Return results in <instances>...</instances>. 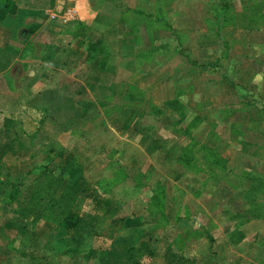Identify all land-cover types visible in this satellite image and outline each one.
Wrapping results in <instances>:
<instances>
[{"label":"rangeland","instance_id":"rangeland-1","mask_svg":"<svg viewBox=\"0 0 264 264\" xmlns=\"http://www.w3.org/2000/svg\"><path fill=\"white\" fill-rule=\"evenodd\" d=\"M123 1L135 6L138 2L142 4L144 0ZM223 1L227 2L230 11L236 10L239 15L229 14V24L214 27L216 31L211 33L207 30L205 17L208 16L214 24L220 25L222 15L210 14L206 9L212 2L213 8L216 9ZM253 1V5H257L255 8L264 12V0L168 1L172 8L178 6L180 11L183 7L195 10L186 14L171 15L168 19L170 23H174V28L179 34L183 33L181 37L184 40L180 49L203 61L192 63L187 61L188 58L174 57L167 63L166 68L140 76L139 85L141 84L144 90L142 105H147L153 94L159 97L158 99H165L164 89H174L177 81L173 80H178L175 79L178 77L177 74L184 72V68L190 64L195 71L191 66L186 68L184 76L179 78L181 86H185L184 89H191L188 87L190 84L192 89H213L220 109H224L228 116L223 119L218 112L214 115L213 107L208 102L206 109L203 110H209L213 118L207 129L211 134L219 135L218 143L212 142L217 150L207 151L199 147L196 150L198 158L186 160L185 167L181 164L174 166L172 159H169L170 161H166L168 158L165 157L162 159L163 153L150 158H139L136 151L127 147L130 136L126 132L123 133L120 124L106 125L104 130L100 124V121L104 120L102 114L95 121H85L82 126L80 125V131L57 133L54 131V121L33 107L39 99L40 92L31 104L24 102L18 104L16 114L18 119L22 120L26 131L32 133L39 128V131L42 129L44 132H42L44 135L38 132L36 137L35 153L38 160L44 157L45 148L42 144L50 141V136L56 135L60 144L75 151L82 165L84 177L92 184L100 181L111 191L109 196L113 197L112 212L102 216L97 226L100 236L93 243L94 247L111 250L108 256L109 264H125L127 254H124V257L118 256L123 254L127 247L138 246L149 236L157 239L158 252L164 251L170 244L174 251L181 250L185 256L192 257L193 264H264V193L260 194L259 209L247 207L243 201L245 198L240 199L239 192L230 191L229 184L238 182L236 186L241 190L248 183L245 180L241 181L240 176L243 174L238 178L225 171L226 168L224 170L225 163L219 153L223 149L225 154L230 153L226 156H229L234 173L251 167L260 170V175L264 177V18L260 17L261 19L251 22L255 20L253 17L250 21L246 17L247 14L240 13L242 10L247 12L243 5L249 6ZM75 20L76 18L71 22ZM246 24L251 27L247 28ZM163 32L165 37L174 35L171 30ZM53 38L68 44L67 48L72 49L77 48L79 39L74 34L65 33L64 29ZM79 48L78 52L81 51V56H84L86 46ZM204 63L209 64L206 66ZM176 69H180V72L175 73ZM173 73L176 74L175 78ZM158 74H162L160 81H156L158 78L155 79ZM129 77L138 80L139 76ZM157 89L162 90L157 92ZM67 90L71 94L75 91V98L92 99V94H87L86 89ZM77 90L81 92H76ZM202 129L203 127L196 125L192 129V134ZM204 138L205 136L202 140ZM241 140L250 142L244 145ZM242 145L244 150L253 154V158L249 159L240 152ZM253 151L258 156L255 157ZM32 164V160L19 162L8 154L1 162V170L7 175L18 172L23 174ZM222 178L223 180L219 181ZM78 199L73 210L75 212L88 210L90 206H86V201L83 198ZM248 209L252 211L249 213ZM259 210L263 214L262 218L257 220L253 218V214ZM186 212L190 215L187 221L176 219L177 213L181 216ZM242 217L245 218V222L241 221ZM3 220L4 215L0 214V224ZM192 228H197L198 232L190 233ZM235 228L244 229L245 236L237 245L229 240V235ZM38 231L39 247L35 250L26 249L29 264L45 262L70 264L69 257L60 252L59 248L63 242L59 241V238H68L72 231L55 228L51 223L42 224ZM3 233L0 232V264H5L3 262L28 264L27 260L21 261L19 255L16 256L15 250L11 251L6 246L12 244L9 241L13 235ZM177 235L182 238L181 249L174 243ZM10 246L18 247L19 241H14ZM7 250L10 252L7 253ZM143 261L145 264H154L148 258Z\"/></svg>","mask_w":264,"mask_h":264},{"label":"crops","instance_id":"crops-1","mask_svg":"<svg viewBox=\"0 0 264 264\" xmlns=\"http://www.w3.org/2000/svg\"><path fill=\"white\" fill-rule=\"evenodd\" d=\"M14 1L16 11L14 14H9L4 0H0V105L10 106L12 102L16 105L21 102L31 104L39 92L48 88L86 89L87 94H92V99L76 98L77 103L91 102L98 109L93 118L82 120L80 125L82 126L85 121H95L100 114L104 117V120L100 121L104 130L106 125L120 124L124 130L123 133L126 132L130 136L127 147L136 151L139 158H150L158 153H163L161 154L162 159L164 157L168 158L166 161L172 159L171 162L175 163L174 166L181 164L185 167L186 160L189 161L192 157L198 158L196 150L199 147L207 151L217 150L213 144L218 143L219 135H213L207 129V125L213 122V118L209 110L203 109H206L205 106L210 102L214 115L218 112L223 119L228 116L223 111L224 109H220L213 89H192L190 84L188 87L191 89H184L185 86H181L179 78L184 76L185 70L191 66L190 64L184 68V72L176 69L175 73L180 72L177 74V78L173 73L174 78L178 80H173L177 81L174 89H164L165 99H158L159 97H155L156 95L153 94L147 105H142L144 90L142 85H139L140 76L166 68L167 63L174 57H185L192 63L203 61L198 57L191 56L190 52L180 49L184 40L181 37L183 33L179 34L174 28V23H170L168 19L171 15L195 12L194 9L183 7L180 11L178 6L172 8L168 4V1L171 0H144L142 4L138 2L135 6L123 0ZM212 3L210 6L205 2L208 5L206 11L210 14L217 11L213 8ZM253 4L254 1L249 6L244 4L243 9H246L247 12L244 10L240 12L247 14L246 17L249 20L250 15L248 14L264 13L256 9L257 5ZM63 6H69L74 10L73 15L66 21L63 20ZM231 13L239 15L236 10H232ZM75 18L76 20L72 23L71 21ZM258 19L257 17L256 20ZM205 21L206 25L208 24L207 30L211 33L216 31L217 26L229 24V22L224 24L223 19H221L220 25L214 24L208 16L205 17ZM249 22L247 21V23ZM236 24H238L237 20ZM246 25L247 28L251 27L249 24ZM63 29L65 33L79 37L78 42H82L79 44V49L86 46L85 55H78V58L71 55L69 66L60 61L61 65L55 67L52 61L58 60V46L61 47L63 43L53 37L55 34L63 32ZM168 30L174 33L172 37H165L163 31ZM90 44L94 45L91 51L88 50ZM79 62L82 63L79 64ZM204 64L208 66L209 63ZM206 66H202V68H206ZM191 68L195 71L193 66ZM129 75L139 76L138 80H132ZM161 75L158 74L155 77V79L158 78L156 81H160ZM63 79L66 81L64 82ZM149 81L151 82V80ZM160 90L162 89H157V92ZM6 113H0V119L6 116ZM80 125L70 131H80ZM196 125L203 129L192 134V129ZM106 131L110 132L108 129ZM204 136L205 138L202 140ZM56 138V135L49 137L50 140L58 141L59 139ZM249 142L241 140L244 145ZM240 152L247 155L249 159L254 157L253 154L244 150L243 145ZM253 152L255 157L258 156L255 151ZM219 153L225 163L224 170L226 168L225 171L231 172L238 178L240 174H243L240 176L241 181L245 180L248 183L239 190V186H236L238 182L235 184L227 182L231 186L230 191L239 192L240 199L241 197L245 198L243 201L247 207L251 205V199L255 203H260V196L264 192L259 190L254 195L247 194L251 184H257L255 177L259 175L260 178H264L260 175L261 171L245 167L244 170L241 169L234 173L228 159L229 156H226L230 153L225 154V149ZM7 156L8 154L4 158ZM140 163L142 164V162ZM181 170L178 169V171ZM138 172L140 171L138 170ZM222 180L223 178L219 181ZM104 192L105 196L110 197L113 202V197L109 196L111 191L107 188ZM262 214L259 210L258 216H253V218L258 220L262 218ZM189 216L187 212L181 216L177 213L176 219L187 221ZM241 221L245 222V218L242 217ZM235 230H242L244 233V229L235 228ZM0 232L2 231L0 230ZM244 239L245 236L238 243ZM6 246L11 251L15 250L16 256L19 255L16 247L8 244ZM10 250H7V253ZM18 257L21 258V261L27 260L29 264V255ZM3 263L6 264V262Z\"/></svg>","mask_w":264,"mask_h":264},{"label":"trees","instance_id":"trees-1","mask_svg":"<svg viewBox=\"0 0 264 264\" xmlns=\"http://www.w3.org/2000/svg\"><path fill=\"white\" fill-rule=\"evenodd\" d=\"M4 3L8 13L14 14L15 1L4 0ZM216 10L214 14L222 15L224 23L229 22V14L232 13L227 2L223 1ZM249 15L250 21L251 17L256 20L257 15L259 19L264 18V13L261 12ZM79 44L82 42H77L76 49L67 48L68 44L58 46V60L52 61L53 65L58 67L62 61L63 64L69 66L71 55H82L81 51L78 52ZM93 46L90 44L88 50L91 51ZM76 92H81V90ZM72 93H69L67 89H44L33 106L54 121L55 131L75 130L82 120H89L97 113L94 103L78 104L74 97L75 91ZM17 109L18 105L14 102L10 106L0 105V113L8 112V115L0 119V214L4 215L0 230L13 235L10 243L19 241L16 250L19 256L26 257L27 248L35 250L39 247L37 241L39 227L44 223H51L55 228L72 231L68 238H59V241L63 242L59 248L60 252L69 257L70 264H109L108 256L111 250L93 245L95 239L100 236L97 226L102 216L112 212V199L105 196L104 192L107 188L100 181L93 184L88 181L83 175L82 165L75 151L56 140L52 139L42 144L45 148L44 157L38 160L37 153H35L36 137H38V132L41 135H44V132L39 131V128L32 133L26 131L22 120L17 117ZM6 154L12 155L19 162L32 160L33 164L23 174L18 172L14 175H7L1 170V162ZM255 178L257 184H251L247 195H254L259 190L264 192V178H260L259 175ZM79 197L84 198L87 207L90 206L88 210L79 212L73 210ZM259 206L260 203H255L251 199L249 208L258 207L259 209ZM247 211L250 213L252 210ZM257 213L256 211L253 215L258 216ZM190 230V233L198 232L197 229ZM243 238V232L238 230L229 235V240L233 244ZM180 241H182L180 236H177L174 241L179 249H181ZM157 243L156 238L149 236L138 246L127 247L118 257H124L127 254L125 264H145L143 261L145 258L154 264L194 263L192 257L185 256L181 250L174 251L170 244L165 247L164 251L158 252Z\"/></svg>","mask_w":264,"mask_h":264},{"label":"built area","instance_id":"built-area-1","mask_svg":"<svg viewBox=\"0 0 264 264\" xmlns=\"http://www.w3.org/2000/svg\"><path fill=\"white\" fill-rule=\"evenodd\" d=\"M63 10H64V17L63 15L62 17H63V20L66 21L69 17L73 15L74 10L73 8L69 6H65ZM52 18H54V15H52Z\"/></svg>","mask_w":264,"mask_h":264}]
</instances>
